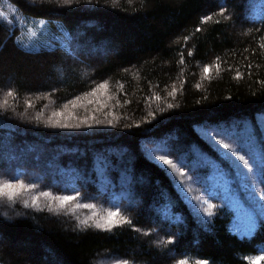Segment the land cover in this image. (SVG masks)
Segmentation results:
<instances>
[{"label":"trees","instance_id":"16d2710c","mask_svg":"<svg viewBox=\"0 0 264 264\" xmlns=\"http://www.w3.org/2000/svg\"><path fill=\"white\" fill-rule=\"evenodd\" d=\"M9 1L26 17L60 24L70 37L69 50H27L16 26L0 18V182L35 185L29 193L44 200L25 207L32 202L0 199V264H96L103 257L249 264L248 257L264 254L260 155H249L259 173L258 198L237 194L260 221L243 238L230 229L235 209L219 204L225 196L211 194L216 208L199 219L150 158L151 151L164 153L193 175L211 173L195 160L229 164L201 134L228 126L224 134L235 135L236 125L264 114V0ZM233 140L240 147V137ZM193 147L198 158L183 159ZM43 192L77 195L101 212L119 210L130 223L110 230L81 223L48 209Z\"/></svg>","mask_w":264,"mask_h":264},{"label":"rangeland","instance_id":"374dc122","mask_svg":"<svg viewBox=\"0 0 264 264\" xmlns=\"http://www.w3.org/2000/svg\"><path fill=\"white\" fill-rule=\"evenodd\" d=\"M0 12L3 13V16L0 17L2 20H6L7 22L14 24V26H16V28L18 29L19 35L16 39L24 49H53L57 46H61L69 50V33L61 28L60 24H56L57 26H54L52 28L50 23L46 20H36L26 17L9 0H0ZM71 51V54L75 56L76 51L74 49H72ZM92 52L94 53V50ZM97 52H100L102 56L108 53V51H104V49H99ZM93 53L84 52L87 57L89 56V58L87 59L90 60L94 59L92 57L90 58V54L94 55ZM76 60L79 61L78 58ZM89 68V66L86 68L81 67L79 70H77V73L86 74ZM255 122L245 121L240 124H244L240 129L238 125H236L234 130L232 131L233 133L235 132V135H231V133L230 135L224 134V129H227L229 131L228 126L223 127V129L221 130H207L201 134L204 139L208 141L210 146L215 149L214 151H217L220 158L229 162L227 166L219 163L218 161H216V164H213L212 162L208 164L205 161V158L202 159L203 162H199L197 160L193 162V164L196 166L209 165L211 169L210 174L201 170H198L199 174H190L188 169L180 164L181 162H176L174 159L169 158L168 155L164 153L155 154L154 151L150 152V158L168 171L179 193L188 203L193 213L199 219H202L204 221H207L209 219L210 216L205 211V209L208 208V204L213 205V207L208 210L211 213H213L214 209L216 208L217 204L211 201V194L217 191L218 193H220V196H225V199L221 200L219 204H227L228 202L230 203V206L235 209L236 215L231 223L230 229L233 233L241 238L252 237L258 223L260 222L259 219L254 217V210L252 208L243 206L237 196L239 192L246 193L253 202L254 200H256V198H258L260 185L256 176L259 173L257 172V170H255V167L249 159V155L251 153H255L256 155H260L261 158L264 159V114L257 116ZM234 136L240 137V147H238L235 143V140H233ZM221 139L231 143L234 148L239 150L240 154L245 155L246 159H249L252 166L251 171L244 168L238 160H236L233 156L222 149V147L217 143V141ZM253 147L255 152H253ZM196 151L197 149L193 147L188 151V153L183 154L182 158L186 159L190 154L196 156ZM182 153L184 152L182 151ZM161 155L171 160L176 165V169L173 170L170 166L164 165L162 161L158 160L157 157H160ZM196 158H198V156H196ZM262 161L264 162V160ZM181 173H183V175H181ZM235 181H239L240 184L236 188L233 186V184L235 185ZM62 185L63 181H61L58 186ZM30 190L32 189L25 188L21 190L16 198H22L33 202V199L39 196L30 194ZM0 199L8 200L6 196L0 197ZM39 199L43 200L40 197ZM204 201H207L208 204L204 203ZM39 202L42 201L39 200ZM48 202L49 203L46 206L48 209H54L55 211L59 212H63L64 210L71 214H75V217L81 223H92L94 226H96L97 224H101V227H111L110 225H107L105 219L108 212H101L100 210L95 209L92 204L81 201V198L79 197L76 200L70 202L64 208H60L59 202L53 200H50ZM81 204L92 205L93 207L85 208L77 206ZM115 219L117 220V224L122 222L120 220V217H116ZM253 257L255 256L247 258L248 263L250 258ZM185 261L187 262V264L191 262V260L189 259H186ZM122 262L123 260L116 257H103L102 259H99L96 264H122ZM128 264L137 263L128 262ZM177 264H179V262H177ZM257 264H264V261H258Z\"/></svg>","mask_w":264,"mask_h":264},{"label":"snow or ice","instance_id":"6c2138e0","mask_svg":"<svg viewBox=\"0 0 264 264\" xmlns=\"http://www.w3.org/2000/svg\"><path fill=\"white\" fill-rule=\"evenodd\" d=\"M64 2L66 4L70 3L71 0H64ZM224 11L222 10L219 15L223 16L224 15ZM3 16V13L0 12V17ZM211 17L207 16L204 18V20H202L201 22L204 23L207 20H210ZM218 23V22H217ZM196 31H200L199 28L196 29ZM187 39V38H186ZM260 47L264 48V44L260 45ZM189 55H191V53H189ZM183 62V61H181ZM217 67H219V65H217ZM249 67H251V65H249ZM211 70V66H205L204 68V72L205 73H209ZM236 79H240V74L239 72L237 73V76L235 77ZM99 87L103 88L105 87L104 84L99 85ZM91 95L95 94V91H93L92 93H90ZM8 95L11 96L13 95V93L11 91L8 92ZM157 99H159V97H157ZM73 103H75V101H73ZM169 107H172V105H169ZM54 115H56L54 113ZM86 123V121H84ZM55 127H61V128H68L70 127V125L68 123H59L57 122L55 125ZM71 127H80L79 124H75V125H71ZM217 143L222 147L223 150H225L228 154H230L231 156H233L236 160H238L242 166L246 169H248L249 171H251V164L249 159H246L245 155L240 154L239 150L234 148L233 145L229 142H226L225 140L221 139L219 141H217ZM158 160L162 161L164 165H168L170 166L173 170L176 169V165L169 159L165 158L163 155H161L160 157H157ZM181 175H183V173H181ZM35 185H25L23 182H16V183H12V182H0V197H4L6 196L8 201L10 202H14L15 198L17 195H19L20 191L25 189V188H34ZM41 195H43L44 197L50 198L53 201L59 202V206L60 208H64L66 207L70 202L76 200L78 197L74 196V195H58V196H53V194L49 193V192H43L41 193ZM260 200H264V196H260L259 197ZM204 203L208 204L207 201H204ZM39 204V197H35L33 199V202L31 205L28 204L27 201H25V207H38ZM78 207H85V208H90L93 207L92 205H87V204H81V205H77ZM213 207V205L208 204V208L205 209V211L208 213L209 216L212 215V213L210 211H208L209 209H211ZM43 210V209H41ZM116 217H120V220L123 221V223H130V221H128L126 218H123L120 216L119 210L116 211H109L107 213L106 216V223L107 225L110 226H114L117 224V220L115 219ZM97 227H101V224H97ZM110 230V227L107 229ZM169 243H171V241H169ZM258 261H264V255H257L253 258H250L249 260V264H257ZM122 264H128V262L125 260L122 262ZM179 264H187V262L183 259H181L179 261ZM196 264H210V262L206 259H200L196 261Z\"/></svg>","mask_w":264,"mask_h":264}]
</instances>
